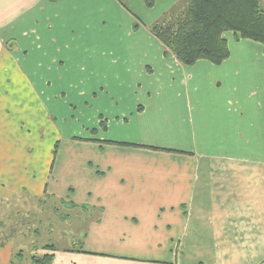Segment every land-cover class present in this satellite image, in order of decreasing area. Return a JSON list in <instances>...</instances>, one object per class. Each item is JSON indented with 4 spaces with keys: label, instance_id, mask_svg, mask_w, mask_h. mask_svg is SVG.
I'll return each instance as SVG.
<instances>
[{
    "label": "crops",
    "instance_id": "obj_1",
    "mask_svg": "<svg viewBox=\"0 0 264 264\" xmlns=\"http://www.w3.org/2000/svg\"><path fill=\"white\" fill-rule=\"evenodd\" d=\"M186 1L0 0V209L58 174L100 203L99 255L52 264L264 262V48L228 32L222 63L181 64L149 26ZM65 101L85 137H62Z\"/></svg>",
    "mask_w": 264,
    "mask_h": 264
},
{
    "label": "rangeland",
    "instance_id": "obj_2",
    "mask_svg": "<svg viewBox=\"0 0 264 264\" xmlns=\"http://www.w3.org/2000/svg\"><path fill=\"white\" fill-rule=\"evenodd\" d=\"M183 6H185V2L179 4V6L171 7L168 12L172 8ZM69 103L67 101L61 102L62 106H66L65 113H68L69 116L64 119L65 116L58 113L56 125L60 128L62 137L71 134L76 135V138L85 137L88 129V115L86 116L84 111L85 101L75 102L76 111L70 108ZM52 120L54 121V118ZM94 121L95 118L92 117L91 122ZM99 122L103 124L104 120ZM18 136V134L14 136L15 141H17ZM56 168H58V164ZM58 177L60 180L58 183L49 184L50 189L57 192H52L50 189L47 191L45 188L41 196L35 197L21 191L12 195V199L3 204L0 209V238L2 236L6 238L0 252L5 251L10 255L9 264H11L10 261H13V264H31L30 261L28 262V256L34 253L42 254L40 246L46 243L53 244L58 249L57 253L61 249L73 247L76 250L84 247V250L86 249V253L90 256L89 258L99 255L88 252L94 250L88 245L85 246L86 237H88L85 228L88 224L86 222L93 217L91 211L97 213L98 207L96 205L100 203L89 204L93 199L88 198L87 192V194L77 192L78 194L75 196L69 185L70 177L64 174H58ZM46 194L47 196H45ZM9 229H11L10 232H8ZM9 234L12 237H9ZM34 247L39 249L35 250ZM175 247H173V255H178L179 248ZM19 250L22 251L24 258L19 259L16 257Z\"/></svg>",
    "mask_w": 264,
    "mask_h": 264
},
{
    "label": "trees",
    "instance_id": "obj_3",
    "mask_svg": "<svg viewBox=\"0 0 264 264\" xmlns=\"http://www.w3.org/2000/svg\"><path fill=\"white\" fill-rule=\"evenodd\" d=\"M259 3L260 0H187L185 6L172 8L170 12L162 14L149 26V31L181 64L192 65L203 60L218 65L229 56L225 39L228 32L237 39L251 40L264 48V10ZM57 143L53 147V156ZM9 237L12 236L9 234ZM5 241L6 238L2 236L0 248ZM40 250L43 253L30 254L28 262L52 264L58 249L46 243L40 246ZM60 252L88 254L84 247L76 250L70 247ZM16 257H23L21 250ZM10 263L13 264V261Z\"/></svg>",
    "mask_w": 264,
    "mask_h": 264
}]
</instances>
